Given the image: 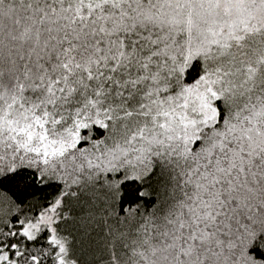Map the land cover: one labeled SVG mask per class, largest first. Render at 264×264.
<instances>
[{"label":"snow or ice","instance_id":"1","mask_svg":"<svg viewBox=\"0 0 264 264\" xmlns=\"http://www.w3.org/2000/svg\"><path fill=\"white\" fill-rule=\"evenodd\" d=\"M0 264H264V0H0Z\"/></svg>","mask_w":264,"mask_h":264}]
</instances>
